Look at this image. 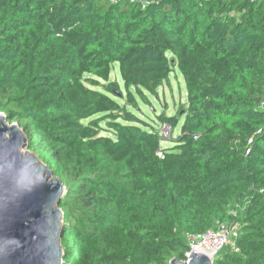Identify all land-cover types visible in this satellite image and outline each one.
I'll return each mask as SVG.
<instances>
[{"label": "trees", "instance_id": "obj_1", "mask_svg": "<svg viewBox=\"0 0 264 264\" xmlns=\"http://www.w3.org/2000/svg\"><path fill=\"white\" fill-rule=\"evenodd\" d=\"M174 68L187 110L164 148L137 99ZM262 100L264 0H0V111L65 185L64 264L184 261L222 223L237 251L213 264H264Z\"/></svg>", "mask_w": 264, "mask_h": 264}, {"label": "water", "instance_id": "obj_2", "mask_svg": "<svg viewBox=\"0 0 264 264\" xmlns=\"http://www.w3.org/2000/svg\"><path fill=\"white\" fill-rule=\"evenodd\" d=\"M27 147L25 131L0 113V264H64L65 185ZM213 258L191 252L187 261L169 264H213Z\"/></svg>", "mask_w": 264, "mask_h": 264}, {"label": "rangeland", "instance_id": "obj_3", "mask_svg": "<svg viewBox=\"0 0 264 264\" xmlns=\"http://www.w3.org/2000/svg\"><path fill=\"white\" fill-rule=\"evenodd\" d=\"M116 78L119 81L122 95L126 96L127 91L123 88L117 69L113 71L111 80ZM85 85L89 87L87 83H85ZM148 98L150 105H145L137 99L139 111H137L136 114L141 116L143 120L150 123L156 129H160V131L165 127L167 137L165 139L166 141H162V145L164 148L172 147L174 139H177L181 133V126L184 121L183 115L187 110V87L177 68H174L173 73L170 75L169 82L158 89L157 96L149 95ZM0 113L4 114L1 111ZM157 117H161L162 120L160 121ZM102 126L104 127L103 124ZM29 148L27 142V147L24 149V152L33 154L41 163L46 165L44 163L45 154L40 151L31 152ZM50 171L52 172L51 169Z\"/></svg>", "mask_w": 264, "mask_h": 264}, {"label": "built area", "instance_id": "obj_4", "mask_svg": "<svg viewBox=\"0 0 264 264\" xmlns=\"http://www.w3.org/2000/svg\"><path fill=\"white\" fill-rule=\"evenodd\" d=\"M109 1L114 2L116 0ZM259 108L264 110V100L260 102ZM165 130V127L161 129V135L164 139L167 137ZM158 157L160 159L163 158L161 153L158 154ZM238 233V227L236 225L222 223L215 229L207 230L201 234L187 235L189 248L187 252H185L184 261L188 260L191 252L204 253L214 259L216 255L226 246H230L234 251H237L235 247V240L238 237Z\"/></svg>", "mask_w": 264, "mask_h": 264}]
</instances>
